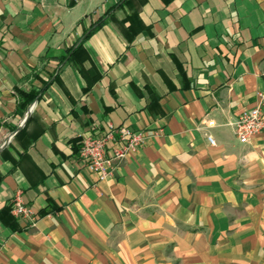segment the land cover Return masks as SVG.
<instances>
[{
    "label": "crops",
    "instance_id": "obj_1",
    "mask_svg": "<svg viewBox=\"0 0 264 264\" xmlns=\"http://www.w3.org/2000/svg\"><path fill=\"white\" fill-rule=\"evenodd\" d=\"M258 93L264 0H0V264H264ZM109 124L146 137L98 180Z\"/></svg>",
    "mask_w": 264,
    "mask_h": 264
},
{
    "label": "built area",
    "instance_id": "obj_2",
    "mask_svg": "<svg viewBox=\"0 0 264 264\" xmlns=\"http://www.w3.org/2000/svg\"><path fill=\"white\" fill-rule=\"evenodd\" d=\"M264 99V93H258ZM233 130L240 142L264 130V113L260 105L246 108L233 122ZM146 134L126 125L109 124L104 133L83 134L80 137L79 158L98 180H104L113 174V170L128 154L140 147ZM209 143L215 144L211 134L206 135ZM11 213L19 219L34 225L38 215L25 203L21 191H16L10 200Z\"/></svg>",
    "mask_w": 264,
    "mask_h": 264
},
{
    "label": "trees",
    "instance_id": "obj_3",
    "mask_svg": "<svg viewBox=\"0 0 264 264\" xmlns=\"http://www.w3.org/2000/svg\"><path fill=\"white\" fill-rule=\"evenodd\" d=\"M20 94L23 96V98L25 97L24 95H27V94L30 95V96H28L27 98H24V99H23V101H22V102H23L22 105H23L24 103L29 102V101L34 97V94L32 95L31 92L25 93L24 91H20Z\"/></svg>",
    "mask_w": 264,
    "mask_h": 264
}]
</instances>
